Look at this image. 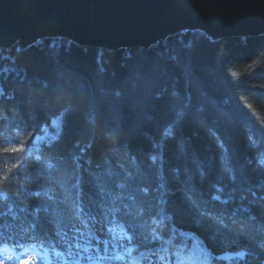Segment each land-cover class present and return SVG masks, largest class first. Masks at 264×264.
<instances>
[{
	"label": "trees",
	"instance_id": "16d2710c",
	"mask_svg": "<svg viewBox=\"0 0 264 264\" xmlns=\"http://www.w3.org/2000/svg\"><path fill=\"white\" fill-rule=\"evenodd\" d=\"M0 56L8 57L0 59L8 69L0 71V129L13 130L0 131V211L10 205L20 217H0L6 236L19 238L39 206L48 211L38 213L36 232L49 237L52 247L41 249L52 264L103 263L98 257L112 259L128 237L134 251L170 240L172 255L141 258L153 264L175 263L195 243L208 264H252L247 253L264 251V35L183 31L112 51L48 38ZM59 117L54 137L29 149ZM128 174L126 191L148 192L109 213L101 232L85 214L99 219L100 185ZM73 226L85 234L80 249ZM153 229L164 243L150 239ZM219 255L232 258L217 263Z\"/></svg>",
	"mask_w": 264,
	"mask_h": 264
},
{
	"label": "water",
	"instance_id": "95a60500",
	"mask_svg": "<svg viewBox=\"0 0 264 264\" xmlns=\"http://www.w3.org/2000/svg\"><path fill=\"white\" fill-rule=\"evenodd\" d=\"M200 30L217 39L264 35V0H0V48L48 38L106 50Z\"/></svg>",
	"mask_w": 264,
	"mask_h": 264
},
{
	"label": "snow or ice",
	"instance_id": "6c2138e0",
	"mask_svg": "<svg viewBox=\"0 0 264 264\" xmlns=\"http://www.w3.org/2000/svg\"><path fill=\"white\" fill-rule=\"evenodd\" d=\"M0 59H8V57L0 56ZM0 71L7 72L8 69L4 68V69H0ZM3 94H4L3 88L0 87V96H2ZM0 131L5 132V135H7V136H11L13 134V130L11 128L7 129L6 131L3 129H0ZM16 131H27V128H17ZM5 142H8V141L6 140ZM4 151L6 153L15 152V151H17V149H7L6 148ZM155 159L156 158L153 157V161ZM15 174L18 175L19 173H15ZM3 179L7 180V179H9V177L4 176ZM131 179H132V177L130 176V174L122 175L119 177V180H121L123 182L122 183L113 182L110 189H106L103 184L100 185L99 192L101 194V202L99 205L100 211L98 212L99 219H97L96 216H93L91 211H89L88 213L85 214L89 220L96 221L97 223H99L101 225L99 231H101V232L104 231L103 220L105 218H107L109 213L121 212V211L131 207L132 204L129 203V201L135 202V200L139 198V193H141V192L147 193L148 192L147 188L137 189L136 192L126 191L125 190L126 185L129 184V181H131ZM77 183H79V181H77ZM262 187H264V185H262ZM217 192L218 193L221 192V189H217ZM113 193H115V194H113ZM34 195L39 196L40 193L36 192V193H34ZM253 196H255V193H253ZM51 198L52 197L49 196V199H51ZM3 199L7 200V196L5 195L3 197ZM189 199H191V197H189ZM212 199L216 200V201H220L223 204L228 203V200H221V196L219 194L213 195ZM4 208L6 210L0 211V217L11 216L14 220L20 219V217L17 216V214L14 211H12V208L10 205H4ZM24 211H25V209H21V212H24ZM47 211H48V209L46 207L41 208V207L37 206L31 212V216L33 217L32 221L30 223H27L26 226H24V224L22 223L21 226L23 228V232L19 238L15 237V236H6L3 231H0V253H2L8 247H11L14 252H17L20 254L19 256H14L12 259L16 262V264H23V260L20 258L21 256H28V253H30V252L39 253L40 248L44 247L45 244H49V246L52 247L47 234H45V233H39L38 234L36 232L37 222L39 220L38 213H40V212L46 213ZM203 214L204 213H202V215ZM233 215H235V214H233ZM229 218L231 219V217H229ZM164 219H165L164 217H161V224H163ZM220 222L222 223V220ZM232 222L236 223V221L234 219ZM154 223H155V221H154ZM83 226H84V228L88 227V224L86 221L83 222ZM5 227H7V225H0V228H5ZM225 227H226V225H225ZM73 231L76 233V235L74 236V239L77 241L74 246L77 249H80L82 247V245L80 244L79 241L82 237H84L85 234L81 230L80 227L73 226ZM108 231L111 232L112 229L109 228ZM175 231H176L175 228H173L172 232L175 233ZM89 234H91V233H89ZM94 239H95V244H96L97 249H99L100 245H104L105 251H107V244H108L107 240H101L98 237H95ZM147 239H149V237H143L141 241L136 242V247L137 248L141 247L143 244V241L147 240ZM150 239L154 242L155 241H161V243H164V241L162 240V237L156 232L155 229H153ZM88 243L90 244L91 241H88ZM132 244H133L132 238L128 237V245H129L128 251H129V253H131V251H132V248L130 247ZM113 246L115 247L117 245H113ZM119 247L124 248V247H126V245L121 243L119 245ZM261 248L264 249V244H261ZM83 251L88 252V246H83ZM159 251H164V249L161 247L160 249H158L156 251L148 250L147 255L156 257V256H158ZM57 255L59 256L60 253H57ZM67 255L71 256L72 252L69 250ZM141 255L145 256L146 254L144 252H142ZM239 255L242 258L245 255V253H240ZM247 255L252 257V264H264V251H261L259 253L250 252V253H247ZM105 258L106 257H98V259H105ZM28 259H29V261H31V257H28ZM40 259L43 260V259H45V257L41 256ZM87 259L92 260V256H88ZM115 259H123V257L117 256V257H115ZM159 260L163 261L164 257L159 256ZM0 264H11V262L7 261L3 255H0Z\"/></svg>",
	"mask_w": 264,
	"mask_h": 264
},
{
	"label": "bare ground",
	"instance_id": "6f19581e",
	"mask_svg": "<svg viewBox=\"0 0 264 264\" xmlns=\"http://www.w3.org/2000/svg\"><path fill=\"white\" fill-rule=\"evenodd\" d=\"M1 49V48H0Z\"/></svg>",
	"mask_w": 264,
	"mask_h": 264
}]
</instances>
